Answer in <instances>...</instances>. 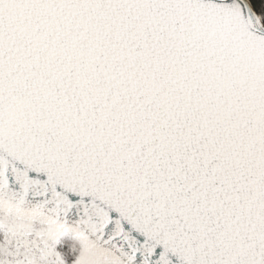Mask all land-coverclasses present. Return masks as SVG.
Returning a JSON list of instances; mask_svg holds the SVG:
<instances>
[{
	"label": "snow or ice",
	"instance_id": "6c2138e0",
	"mask_svg": "<svg viewBox=\"0 0 264 264\" xmlns=\"http://www.w3.org/2000/svg\"><path fill=\"white\" fill-rule=\"evenodd\" d=\"M0 264H264V0H0Z\"/></svg>",
	"mask_w": 264,
	"mask_h": 264
}]
</instances>
